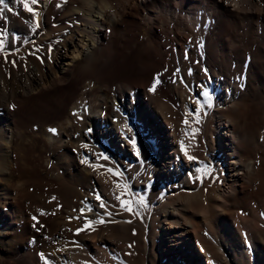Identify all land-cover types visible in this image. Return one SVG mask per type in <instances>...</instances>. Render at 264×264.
Here are the masks:
<instances>
[{
  "label": "bare ground",
  "instance_id": "bare-ground-1",
  "mask_svg": "<svg viewBox=\"0 0 264 264\" xmlns=\"http://www.w3.org/2000/svg\"><path fill=\"white\" fill-rule=\"evenodd\" d=\"M48 1L0 5V264H264V0Z\"/></svg>",
  "mask_w": 264,
  "mask_h": 264
},
{
  "label": "snow or ice",
  "instance_id": "snow-or-ice-1",
  "mask_svg": "<svg viewBox=\"0 0 264 264\" xmlns=\"http://www.w3.org/2000/svg\"><path fill=\"white\" fill-rule=\"evenodd\" d=\"M17 2H18V3H19V2H22V3H23V7H24L25 10H27L28 12H33L32 7H31V6L29 5V3H28V0H17ZM31 3H32V4H35V3H37V0H31ZM0 5H4V8H5V9H8V11H11V10H12V9H9V8H8V5L5 3V0H0ZM3 10H4V9H0V12H2ZM156 83H159V81L157 80ZM155 87H156V84H153L152 89H150V90H154ZM204 95H205V96H208V93L205 92ZM209 106H211V105H209ZM197 115H198V113H197ZM197 122H198V121H197ZM184 123L187 124L188 121L185 120ZM50 131L55 132L54 129H51ZM194 131H195V130H194ZM130 142L135 146V140H134V139H131ZM182 148H183V145H182ZM185 154L187 155V153H185ZM103 159H107V157H103ZM189 159L191 160V159H193V157H189ZM82 162H83V163H87L86 160H85V161H82ZM93 167H95V165H93ZM108 171H109V172H113L112 169H108ZM113 174H114V175H117V176L122 175V174L119 173V172H114ZM118 186H119V185H118ZM96 198H97V200L100 199L99 196H97ZM116 198H117V200H120V204H121V206L124 208L125 211H128V212H132V211H133V208H132V202H131V201L121 200L119 196H117ZM53 199H55V198H53ZM140 203L143 204V199L140 200ZM100 207H101V208H104V207H105V205H104L103 202H101ZM88 210L91 211L90 208H89ZM107 214H108V215H111V213H107ZM33 219H35V217H33ZM97 222H98V223H103L104 221L101 219V220H99V221H97ZM89 223H91V222H89ZM88 226H89L88 224L85 225L86 228H87ZM82 230H83V229L78 230V231H82Z\"/></svg>",
  "mask_w": 264,
  "mask_h": 264
},
{
  "label": "rangeland",
  "instance_id": "rangeland-1",
  "mask_svg": "<svg viewBox=\"0 0 264 264\" xmlns=\"http://www.w3.org/2000/svg\"><path fill=\"white\" fill-rule=\"evenodd\" d=\"M28 3H30L29 5L32 7V9H34V10H37L39 7L41 8H43L45 11H47L48 10V8H49V6H50V4H49V1L48 0H39V1H37V3H35V4H31V2H28ZM55 3V4H54ZM52 5H51V8H50V11L52 12V14L49 12V18H50V16H51V20L49 19L48 20V26H50V28H55L54 26L55 25H57L56 24V22H55V20H57L58 19V17H59V15L61 14V12H60V10H59V6L57 5V3L56 2H54ZM20 4H21V6H22V3L20 2ZM54 8V9H53ZM58 10H59V12H58ZM53 12L55 13V14H53ZM58 12V13H57ZM56 13H57V15H56ZM51 14V15H50ZM55 16V17H54ZM50 21V22H49ZM55 34H54V36H53V38L52 39H50V41H49V46L50 47H53V46H55L57 43H59L60 42V37L61 36H58V35H60L59 34V32H54ZM57 35V36H56ZM56 36V37H55ZM59 37V38H58ZM55 38H56V40H55ZM57 39H60V40H58L57 41ZM57 41V42H56ZM52 42H53V44H52ZM54 43H56V44H54ZM25 44V43H24ZM71 50H73V46H72V49ZM70 53H72L71 51H70ZM71 55V54H70ZM34 132L35 133H37L35 130H34ZM19 163H18V168L17 169H19ZM75 198L73 197L72 198V200L71 201H73ZM62 204H61V208H62V206H69L68 204H66V201H62L61 202Z\"/></svg>",
  "mask_w": 264,
  "mask_h": 264
}]
</instances>
